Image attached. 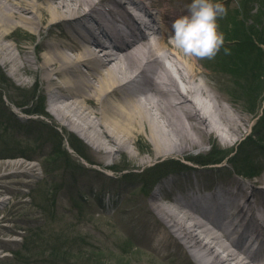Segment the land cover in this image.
I'll list each match as a JSON object with an SVG mask.
<instances>
[{"label": "rangeland", "instance_id": "1", "mask_svg": "<svg viewBox=\"0 0 264 264\" xmlns=\"http://www.w3.org/2000/svg\"><path fill=\"white\" fill-rule=\"evenodd\" d=\"M160 1L169 15L174 11L170 12V7L182 5L184 16L192 3ZM212 2L226 9L217 19L224 46L212 60L194 58L199 67L201 61L220 66L215 70L219 72L223 58L227 61L231 83L223 86L215 81L214 89L228 113L244 119V123L238 120L242 125L237 144H229L211 130L202 133L207 148L200 152V160L230 155L221 165L183 171L177 163H183L182 155L161 161L151 160L150 152L140 156L138 151L153 149L145 133L131 144L134 157L125 150L116 160H101L69 126L55 122L49 101L45 100V111L53 119L33 115L42 110L38 97L42 86L19 87L13 66L0 63V197L5 200L0 205V264H192L190 256L174 246L162 249L153 242L156 225L150 220L148 202L153 191H159L158 177L172 179L171 189L178 196L187 185L218 193L233 181L264 187V0ZM12 34L5 45L11 46L17 57L13 38H20V46L29 48L26 55L31 61L39 55L34 48L37 43L46 38L66 40L59 31L50 35L48 27L33 41L35 33L25 27ZM225 49L230 54L226 55ZM208 71L213 78L214 72ZM191 150L188 156L198 161L199 149ZM8 159L16 165L8 164ZM142 159L151 162L140 166ZM164 160L167 162L160 166ZM113 162L115 172L106 171L104 167ZM126 210L133 212L127 215ZM229 239L232 241V235Z\"/></svg>", "mask_w": 264, "mask_h": 264}, {"label": "bare ground", "instance_id": "2", "mask_svg": "<svg viewBox=\"0 0 264 264\" xmlns=\"http://www.w3.org/2000/svg\"><path fill=\"white\" fill-rule=\"evenodd\" d=\"M126 2L0 0V63L13 66L19 87L42 86L40 101H49L55 122L69 126L101 160H116L125 150L134 157L131 144L144 133L153 149L140 150L138 155L150 152L151 160L159 161L177 154L187 157L195 148L203 152L207 147L201 135L209 130L229 144H237L242 125L238 120L244 123V119L228 113L214 89L217 81L223 86L231 83L227 61L223 58L222 72L215 71L220 66L198 60L199 67L194 56L174 47L168 37L153 41L143 32L137 36L130 20L139 23L128 14ZM152 4L163 7L160 0ZM172 9L169 37L174 35L173 22L186 14L180 6L170 7V12ZM159 13L161 19L162 14L168 15L165 10ZM117 21L128 24V31H120ZM93 23L112 47L95 33ZM21 27L35 33L31 41L42 37L46 27L50 35L59 31L66 40L46 38L37 43L34 48L39 55L31 61L26 55L29 48L21 47V39L16 37L15 57L5 42ZM138 65L142 77L130 87L131 82L125 80ZM208 69L214 72L213 78ZM151 160L142 159L140 166ZM261 182L264 184V176ZM172 183L169 180L168 186ZM229 187L222 193L213 192L210 199L198 197L208 200L201 209L188 202L195 203L192 185L184 186L180 191L185 195L179 197L169 188L153 191L148 206L150 220L156 225L150 229L157 246H174L190 256L192 264H264V187L238 181ZM3 203L0 197V205ZM132 212L126 210L125 214ZM256 243L255 255H251L249 250Z\"/></svg>", "mask_w": 264, "mask_h": 264}, {"label": "clouds", "instance_id": "3", "mask_svg": "<svg viewBox=\"0 0 264 264\" xmlns=\"http://www.w3.org/2000/svg\"><path fill=\"white\" fill-rule=\"evenodd\" d=\"M226 14L225 7L212 0H192L189 14L177 18L172 24L174 47L185 55L212 60L224 46V35L218 31L217 19ZM228 55L229 50L225 49Z\"/></svg>", "mask_w": 264, "mask_h": 264}, {"label": "trees", "instance_id": "4", "mask_svg": "<svg viewBox=\"0 0 264 264\" xmlns=\"http://www.w3.org/2000/svg\"><path fill=\"white\" fill-rule=\"evenodd\" d=\"M210 161H213V160H210ZM210 161H207V162H210ZM161 166V165H160Z\"/></svg>", "mask_w": 264, "mask_h": 264}]
</instances>
